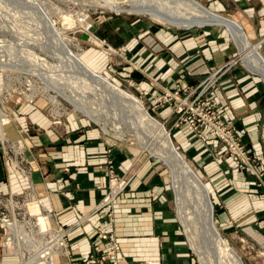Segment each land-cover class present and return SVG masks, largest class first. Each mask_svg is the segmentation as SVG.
<instances>
[{"label": "crops", "instance_id": "0c3cea01", "mask_svg": "<svg viewBox=\"0 0 264 264\" xmlns=\"http://www.w3.org/2000/svg\"><path fill=\"white\" fill-rule=\"evenodd\" d=\"M196 1L212 14L229 17L244 34L245 47L223 21L172 29L129 17L99 16L97 38L113 49L116 61L106 64L108 69L99 68L101 62L97 65L96 59L103 61L107 55L98 48L84 49L81 57L98 72H116L148 107L163 86L172 87L175 81L196 86L204 75L233 60L212 89L213 101L234 120L239 137L258 149L264 101V0ZM247 50L257 53V61L246 63ZM237 56L241 62L235 60ZM160 111V116L167 117L164 108ZM66 121L61 133L45 123L28 136L33 192L53 222L66 231L70 257L59 264L87 255L99 242L91 239L95 227L119 242V255L127 264H197L180 220L167 205L162 167L154 162L146 161L118 195L113 220L99 210L77 223L104 194L105 161L111 159L120 175L130 167L137 150L122 142L107 143L80 118L71 116ZM172 136L176 147L206 175L214 176L215 217L226 239L243 255L254 252L264 264V197L254 178L235 169L229 158L208 162L205 156L223 149L218 141L202 140L183 127L174 128ZM5 181L0 179L2 184ZM15 259L0 248V264H16Z\"/></svg>", "mask_w": 264, "mask_h": 264}, {"label": "rangeland", "instance_id": "374dc122", "mask_svg": "<svg viewBox=\"0 0 264 264\" xmlns=\"http://www.w3.org/2000/svg\"><path fill=\"white\" fill-rule=\"evenodd\" d=\"M36 1L40 8L49 13L50 19L54 23L56 29L58 31H62L66 35L67 39L71 41L69 46L74 52L77 53L82 52L84 49L91 50L93 48H98L102 50L105 55H107V58L103 61L99 58L96 59L98 61L97 65L101 62L99 63V68L112 62L115 63L116 61V57L113 55V52L107 53L108 49L105 47L108 46L107 44L102 43L104 39H99L100 37L97 38L95 25L97 24L96 22L99 16L129 17L131 19H139L145 22H150L159 27L161 26L172 29L183 27L155 20L151 18L149 14L141 13L136 10V8L133 5L128 4L126 0H119L120 2L122 1V8L120 11H114L104 5H101L100 0ZM26 2L27 0H0V57L7 56V69L11 72L13 71L12 73L10 72L6 75L3 73V69L0 66V102L3 104L4 111L6 113L3 123L4 138H0V179L5 178L6 180L5 184L0 183V248L4 250L5 254L16 257V264H18L21 257L22 259L28 261V255L30 259V256L36 253V248L43 243L46 234H43L44 232L39 230V227L44 229V226L46 228L49 226L50 229H53L51 228L53 225L55 227L54 230H63L59 224L53 222L50 213L47 211L45 212L42 203L33 192L31 183L32 163L29 157L30 148L28 146V136L32 134L33 131L44 127L45 123H49L55 133H61L67 124V117L72 116L82 119L86 127L96 128L99 131L100 137L104 141H107V143L113 144L122 142L125 145L131 146L137 150L130 167L120 175L116 173L111 159H107L105 161L104 167L107 179L104 194L100 200L94 204L92 209L83 215L77 223L83 222V220L99 210H103L105 212V216L108 220H113L114 206L117 202L118 195L127 189L131 181L135 178L140 167L146 161L154 162L162 167L164 175V189L168 200L167 205L180 220L196 263L208 264L209 261L214 260L215 253L217 254L216 249L205 236H202L204 232L201 231L202 234L198 232L197 235H195L197 241L196 249L192 245L189 235L190 233L184 226V223L179 215L178 198L172 179V166L168 161L164 160L160 154L154 152L153 148L157 146V143H152L151 148H147L145 146L143 147L142 143L136 135H134V126L130 123L128 124L124 120L125 117L122 119L116 118L113 117L115 115H112L110 112L108 114H111L112 116L107 115V107L100 99V96L94 91L90 89L80 90L77 88H74L73 90L84 108H88L87 110H90L91 112L96 109L94 114H92L93 116H88L83 110L75 108V106L57 90L52 88L50 85L48 86L47 81L44 80V74L47 73L48 76L51 75L54 77L53 73L55 71L53 69L57 68L59 70L60 60L51 51L53 50V47L48 41V38L44 37L45 35L42 32L41 26L38 25L34 19H32L33 16H30L33 15V12L29 9L30 6H27L28 4L26 5ZM31 28L33 29V32ZM41 36L44 39L41 38ZM4 42H6V44ZM9 45L11 46L9 47ZM12 49H14L15 53ZM7 50L8 53L13 52L12 54L16 55V57H14L17 61L15 60L11 63L14 57L11 53V56L6 53ZM27 50H29V54ZM20 51H22L23 54L25 53L24 56L21 54L22 52L20 53ZM25 55L27 56L25 57ZM9 57L12 59L9 60ZM80 58L82 59L81 56ZM105 60H107V62L104 64ZM235 60L241 62L238 56ZM231 61L233 60L228 61L226 64L230 66V64H232ZM42 62L43 64L45 63V66L43 65L40 67ZM39 63H41L40 66H38ZM219 68L211 71L210 73L218 70ZM42 72L44 73L42 74ZM100 73L106 76L111 82L132 93L131 87L127 85L120 75L115 74L116 72L113 73L111 71H107L104 73L103 71ZM210 73L204 75L196 86H181L178 81H175L172 87L163 86L159 93L153 98V103L150 107L143 102L142 103L148 113L164 125L175 149L183 156L195 174L202 192L207 197L211 217L214 221V227L219 235L226 240L230 247L234 248L236 251L235 253H237V256L242 264H250V262L251 264H256L259 261L262 264V258L256 256L254 252L243 255L234 245H232L230 241L226 239V236L221 231L219 223L215 217V204L213 202L215 198L213 195L212 185V178H214V176H212V173H209V176L206 175V173L196 165L193 159L186 156L178 147H176L172 136L174 128L183 127L202 140L213 139L218 141L222 145L223 149L212 151L208 154V156H205L209 159L208 162H216L224 157L229 158L230 163L234 165L235 169L241 172H246L247 175H251L254 178L256 187L260 191V195L264 197V101L260 112L261 119L258 125L259 148L257 149L256 145V148L253 149L251 148L252 146H248L246 141H243V138L239 137L234 120L227 113H224L216 107L213 101L212 89L218 81H216L207 94L200 96V88L198 87L203 78ZM178 78L181 79L182 74L178 75ZM219 79L220 78L217 80ZM151 84H154L153 79ZM62 85L65 89L69 84L64 82ZM134 95L141 100L137 94ZM160 108H164V113H167V117L165 116L164 118L160 116V110H162ZM209 116L217 121H220L222 124L221 127H224L227 131H231L235 142L240 144L244 158H241L237 150L230 148L228 142H226L220 134L214 133L213 130L211 132V128L206 125L207 123L204 120V117ZM112 118L117 119L115 121L116 123H119V127ZM123 120L125 122H123ZM191 121H193L194 125H191ZM248 141L250 140L248 139ZM117 189L118 192L116 193L115 198L105 202L104 200L110 197L112 192ZM47 215H49L50 218L48 226L44 223L46 222ZM42 216H45V218ZM5 222L13 223L11 227L22 231V233L8 234L7 232L10 230L7 228L9 227L8 225L5 226ZM96 231H103L108 234V232L101 227H95V232ZM8 236L11 239L14 238V236L17 237L18 243H8V241H6ZM94 237L95 234L91 239H95ZM109 238L113 237L109 235ZM115 241L117 240L115 239ZM32 244L37 247L30 248ZM65 244L66 247H59L56 249V252L52 254L51 259L54 263L59 264V261L70 257L69 247L66 242ZM101 244L99 245L103 250L98 251L99 255H102L104 250L107 248L109 240ZM94 245L91 246L89 252L93 251ZM19 254L22 255L20 256ZM56 257L58 258L57 260ZM36 264L46 263L41 260L37 261Z\"/></svg>", "mask_w": 264, "mask_h": 264}, {"label": "bare ground", "instance_id": "6f19581e", "mask_svg": "<svg viewBox=\"0 0 264 264\" xmlns=\"http://www.w3.org/2000/svg\"><path fill=\"white\" fill-rule=\"evenodd\" d=\"M121 2L119 0H100L101 5H104L114 11L121 10ZM126 2L128 4L133 5L136 10L140 11L141 13L149 14V16L155 20L175 26L178 25L183 27H190L194 24L205 23L206 21H223L229 27L234 36L239 41H241V45L245 47L244 44H246V39L244 34L234 25V23H232L231 20L227 18L223 19V17L219 15L212 14L209 10H207L201 3L196 0H126ZM26 5L30 6L29 9L33 12V15L30 16H33L32 19H34L36 23L41 26L42 32L45 35L44 37L48 38V41L53 47H51L53 49L51 51L60 60L59 70L57 68L53 69L55 71L53 73L54 77H52L51 75L48 76L47 73L44 74V80L47 81L48 86L50 85L52 88L57 90L60 94H62V96H64L68 101H70L75 106V108L83 110L88 116H93L92 114H94V111L96 109H93L94 111L92 110L93 112H91L90 110H87L88 108H84L82 106V103L79 102L73 90L74 88H77L80 90L90 89L94 91L100 96V99L107 107V115H115L113 117L121 119L125 117L124 120L128 124L130 123L134 126V135H136V137L142 143L143 147L145 146L147 148H151L152 143H157V146L153 148L154 152L160 154V156H162V158L168 161L172 166V179L178 198L180 213L179 215L184 223V226L188 229L190 233L189 235L193 247L196 249L197 246L195 235H197L198 232L201 233L202 231L204 232V234L201 233L202 236H205L209 240V242L214 245V248L217 252V254L215 253V259L209 261L210 264H242L237 256V253H235L236 251L234 250V248L230 247L226 240L223 239L215 229L214 221L211 217L210 207L207 202V197L202 192L200 184L197 178L195 177V174L193 173L192 169L187 164L183 156L175 149L174 145H170L169 140L167 138V135H169V133L165 129L164 125L160 123L157 119H155L153 116H151L148 111H146V108L143 105L142 101L136 95L111 82L106 76L102 75L100 72L93 69L91 65H88L84 60H82L80 58L82 52L76 53L70 48L69 44L71 41L67 39L66 35L62 31H58L56 29L54 23L50 19L49 13L46 10L40 8L36 0H27ZM19 16L22 17L21 15ZM41 38L43 37L41 36ZM103 42L104 41H102V43ZM4 43L6 44V42ZM10 46L11 45H9V47ZM105 48L110 50H107V53H111L113 51L110 46ZM12 51L14 52V49H12ZM27 51L29 54V50ZM21 52L22 51H20V53ZM6 53H8V50L6 51ZM10 53L8 54L10 55ZM21 54H23V52ZM27 55H25V57ZM12 56L16 57L15 54H12ZM6 57H0V66L3 69V73L7 75L11 71L7 69L6 64H8V58ZM15 57L12 62L10 61L11 63L16 60ZM9 58V60L12 59L11 57ZM245 60L247 61V64H250L253 60L257 61V53L253 50H247V52L245 53ZM40 64L41 63H39L38 66H40ZM44 64L42 62V65L40 67H42ZM43 73L44 72H42V74ZM64 82L69 84L65 89L62 85ZM109 112L112 115L108 114ZM5 117L6 113L4 111V106L0 102V138H4L3 123ZM116 118H112L114 119L115 123V120H117ZM124 120L123 122H125ZM118 124L119 123L117 122L116 125ZM163 130L165 134H163ZM42 217L45 218V216ZM40 254H44V250L41 251Z\"/></svg>", "mask_w": 264, "mask_h": 264}, {"label": "built area", "instance_id": "2783aa9c", "mask_svg": "<svg viewBox=\"0 0 264 264\" xmlns=\"http://www.w3.org/2000/svg\"><path fill=\"white\" fill-rule=\"evenodd\" d=\"M228 67L229 65L226 64L223 67L219 68L218 70L210 73L209 75L203 78V80L201 81L198 87L200 88V96H202L203 94L204 95L207 94V92L213 87L216 81H218L217 79L220 78L225 73ZM204 120L207 123L206 125H208L211 128V132L213 130L214 133L220 134L222 138L226 140V142H228L229 147L237 150L241 158H244L243 151L240 148V144L238 142L237 143L235 142V140L233 139L234 137L231 134V131H227L224 127H221L222 126L221 122L213 119L210 116L204 117ZM191 125H194L193 121H191ZM117 192H118V189L113 191L111 196L106 198L104 201L108 202L110 200H113ZM44 223L47 226L50 223L49 215L46 218V222ZM12 224L13 223L5 222V226L8 225L9 227L7 228L10 230L9 232H7L8 234L9 233L10 234L22 233V231L16 230L15 228L11 227ZM51 228L53 229H50L49 226L48 228L44 226V229L39 227V230L43 231L44 232L43 234H46V236L44 237L43 243L39 247L32 244L30 248L37 247L36 248L37 250H35L36 253L32 254L30 256V259L28 255V261L22 259L21 257L18 264H36L37 261H41V260L45 261L46 264H58V263L53 262V260L51 259L52 258L51 256L52 254L56 252V249H58L59 247H64V246L66 247V244H65L66 231L59 230V229L54 230L55 227L53 225L51 226ZM94 238L98 239L99 242L93 246V251L89 252V254L86 255L81 260L72 261L70 262V264H127L125 260L121 256H119L118 254L119 245H118V242L115 241L114 238H109V235L103 231H98V232L96 231ZM108 240H109V244L107 248L104 250L102 255L101 254L99 255L98 251L103 250L99 244L106 242ZM6 241H8V243L11 242L12 244L14 242L18 243V239L15 236L12 239L8 236V238H6ZM43 250H44V254L41 255L40 251H43ZM19 255L21 256L22 254H19ZM142 264H165V263H162L159 261H148V262H143ZM185 264H191V263H185Z\"/></svg>", "mask_w": 264, "mask_h": 264}, {"label": "water", "instance_id": "95a60500", "mask_svg": "<svg viewBox=\"0 0 264 264\" xmlns=\"http://www.w3.org/2000/svg\"><path fill=\"white\" fill-rule=\"evenodd\" d=\"M227 18H229V17H227ZM223 19H226V18L223 17ZM205 24H206V23H205ZM253 72H254L255 74H257V71H254V70H253ZM259 75H261V74L259 73ZM261 76L263 77V75H261ZM146 111H147V110H146ZM147 115H149V114H147ZM163 134H165L164 130H163ZM167 138H168V140H169L170 145H173L172 142H171V140H170V138H169V135H167Z\"/></svg>", "mask_w": 264, "mask_h": 264}]
</instances>
